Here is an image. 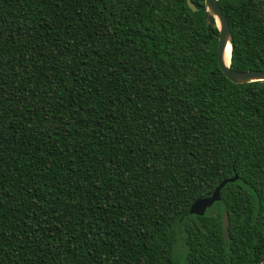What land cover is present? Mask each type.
Masks as SVG:
<instances>
[{
  "label": "trees",
  "instance_id": "trees-1",
  "mask_svg": "<svg viewBox=\"0 0 264 264\" xmlns=\"http://www.w3.org/2000/svg\"><path fill=\"white\" fill-rule=\"evenodd\" d=\"M191 1L0 0V264L264 260V80ZM219 4L264 70V0Z\"/></svg>",
  "mask_w": 264,
  "mask_h": 264
},
{
  "label": "water",
  "instance_id": "water-1",
  "mask_svg": "<svg viewBox=\"0 0 264 264\" xmlns=\"http://www.w3.org/2000/svg\"><path fill=\"white\" fill-rule=\"evenodd\" d=\"M189 6L196 11L197 7L191 0H187ZM205 6L209 13L215 18L216 25L219 28L220 35L217 46L218 64L225 75L235 83H247L251 81L264 80V70H235L227 63L225 55L228 45H231L232 31L227 16L224 14L219 0H205ZM232 51V45H231ZM232 56V52H231ZM238 178L236 174L234 177L222 181L210 196L198 198L195 200L190 208V213L203 216L208 208H210L216 201L221 199V189L227 182H233ZM224 234L226 240H230L229 225L230 220L227 212L223 215ZM259 264H264L262 260Z\"/></svg>",
  "mask_w": 264,
  "mask_h": 264
},
{
  "label": "bare ground",
  "instance_id": "bare-ground-1",
  "mask_svg": "<svg viewBox=\"0 0 264 264\" xmlns=\"http://www.w3.org/2000/svg\"><path fill=\"white\" fill-rule=\"evenodd\" d=\"M231 52H232L231 45H228L227 50H226V55H225V58L228 64H230L231 62Z\"/></svg>",
  "mask_w": 264,
  "mask_h": 264
}]
</instances>
